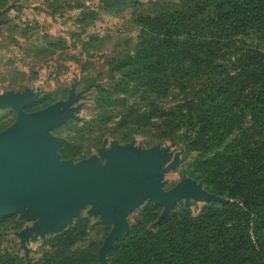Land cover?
Returning <instances> with one entry per match:
<instances>
[{"label": "trees", "instance_id": "trees-1", "mask_svg": "<svg viewBox=\"0 0 264 264\" xmlns=\"http://www.w3.org/2000/svg\"><path fill=\"white\" fill-rule=\"evenodd\" d=\"M107 4L113 15L131 9L140 34L110 62L102 122L195 152L190 176L228 199L182 203L162 220L150 201L112 264H264V0ZM88 223L49 238L40 258L0 250V264H101Z\"/></svg>", "mask_w": 264, "mask_h": 264}, {"label": "rangeland", "instance_id": "rangeland-1", "mask_svg": "<svg viewBox=\"0 0 264 264\" xmlns=\"http://www.w3.org/2000/svg\"><path fill=\"white\" fill-rule=\"evenodd\" d=\"M108 10L107 0H0V98L28 94L25 110L39 113L50 107L62 109L73 97L71 117L40 134L62 141L57 153L63 161L96 160L103 165L107 161L103 150H110L114 143L119 147L130 145L136 153L161 145L169 154L163 168L178 159L163 175L162 190H170L188 178L207 189L203 181L189 173L195 152H188L177 142L167 146L159 140L146 143L144 136L135 133L127 138L125 130L120 132L114 128L115 121L102 122L105 116L101 112L109 107H100L98 98L101 87L111 82L110 62L134 51L140 34L132 22L131 9H124L117 15ZM86 13L89 16L84 19ZM42 100L49 104L36 106ZM31 107L35 108L31 110ZM17 119V111L12 106H0V133ZM64 149H68L66 157L62 154ZM222 200L228 199L222 197ZM150 201L141 200L128 215L129 230L142 218ZM182 203L196 208L193 204L209 202L191 197L181 199L176 206ZM158 211L157 219L164 208L160 206ZM39 217L29 212L27 205L5 211L0 216V250L16 251L26 258H40L52 250L46 245L49 238L74 226L78 220L88 219L89 240L97 243L99 256L106 237L115 226V222H106L101 209L89 202L82 205L62 229L48 231L45 235L35 231L23 240V231L32 227ZM111 250L105 253L107 264H112Z\"/></svg>", "mask_w": 264, "mask_h": 264}, {"label": "water", "instance_id": "water-1", "mask_svg": "<svg viewBox=\"0 0 264 264\" xmlns=\"http://www.w3.org/2000/svg\"><path fill=\"white\" fill-rule=\"evenodd\" d=\"M73 101L72 97L62 109L56 106L28 113V94L0 98V106H12L18 114L17 121L0 133V216L23 205L40 215L32 227L23 231V240L35 231L45 235L62 229L82 205L93 202L106 222H115L99 251L101 264H107L105 253L129 231L127 217L141 200H151L164 208L159 220L183 198L225 202L191 178L162 190L163 175L178 159L163 168L169 154L161 145L136 153L130 145L119 147L114 143L110 150H103L107 156L103 165L96 160H61L57 149L62 141L40 134L67 121Z\"/></svg>", "mask_w": 264, "mask_h": 264}]
</instances>
